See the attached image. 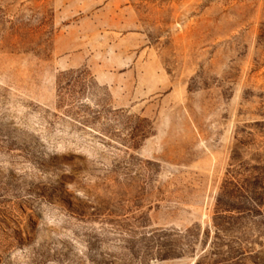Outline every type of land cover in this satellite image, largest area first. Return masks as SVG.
I'll return each mask as SVG.
<instances>
[{"label": "rangeland", "instance_id": "1", "mask_svg": "<svg viewBox=\"0 0 264 264\" xmlns=\"http://www.w3.org/2000/svg\"><path fill=\"white\" fill-rule=\"evenodd\" d=\"M0 264H264V0H0Z\"/></svg>", "mask_w": 264, "mask_h": 264}, {"label": "trees", "instance_id": "2", "mask_svg": "<svg viewBox=\"0 0 264 264\" xmlns=\"http://www.w3.org/2000/svg\"><path fill=\"white\" fill-rule=\"evenodd\" d=\"M246 171V170H245ZM230 174V180H228V181H226L225 182V184L222 186V192H223V194L225 193L226 194V190H227V188H236V189H238V186H239V188H241V189H243V190H245L246 192H249V193H254V192H256L257 190H253L254 188H250L249 190H248V188H244L242 185L240 186V184L239 185H236L234 182H233V180H236V175H237V172L236 171H232V172H230L229 173ZM222 196V195H221ZM221 200L219 199L218 200V206H220L221 205ZM254 203H255V205L256 206H260L263 202H262V200H254Z\"/></svg>", "mask_w": 264, "mask_h": 264}]
</instances>
